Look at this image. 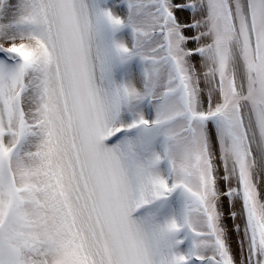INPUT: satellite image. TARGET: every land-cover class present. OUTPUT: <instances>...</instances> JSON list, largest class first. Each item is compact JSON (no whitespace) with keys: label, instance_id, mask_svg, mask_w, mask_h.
<instances>
[{"label":"snow or ice","instance_id":"snow-or-ice-1","mask_svg":"<svg viewBox=\"0 0 264 264\" xmlns=\"http://www.w3.org/2000/svg\"><path fill=\"white\" fill-rule=\"evenodd\" d=\"M0 264H264V0H0Z\"/></svg>","mask_w":264,"mask_h":264}]
</instances>
